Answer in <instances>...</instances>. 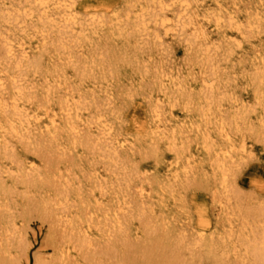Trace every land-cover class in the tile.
<instances>
[{
    "label": "rangeland",
    "instance_id": "rangeland-1",
    "mask_svg": "<svg viewBox=\"0 0 264 264\" xmlns=\"http://www.w3.org/2000/svg\"><path fill=\"white\" fill-rule=\"evenodd\" d=\"M56 1L34 10L33 0H0V61L16 60L23 47L41 60L22 82L33 94L19 102L30 127L24 138L7 127L0 136V264H54L56 231L68 264H254V247L264 246V83H253L264 69V0ZM44 13L73 29L65 53L55 42L43 48L34 28ZM64 99L81 106L69 116L77 129L59 131L52 151L34 120L58 118ZM155 110L167 125L152 138L158 143L148 137ZM124 137L131 141L121 147Z\"/></svg>",
    "mask_w": 264,
    "mask_h": 264
},
{
    "label": "bare ground",
    "instance_id": "bare-ground-1",
    "mask_svg": "<svg viewBox=\"0 0 264 264\" xmlns=\"http://www.w3.org/2000/svg\"><path fill=\"white\" fill-rule=\"evenodd\" d=\"M56 2L57 3V1L56 0H33V4H34V10H37V9H39L40 7H48L49 5H50V3L51 2ZM149 1V0H148ZM176 1V0H175ZM179 1H181V0H179ZM186 1H188V0H186ZM65 2V1H64ZM151 2V1H150ZM153 2V1H152ZM61 3H62V1H61ZM160 3H161V1H160ZM173 3V2H172ZM181 3V2H180ZM187 3V2H186ZM54 4V3H53ZM58 4H59V2H58ZM64 4V3H63ZM73 4V3H72ZM164 4V3H163ZM163 4L161 5V7H163ZM178 4V3H177ZM189 4H190V2H188V5L187 6H189ZM55 5V4H54ZM148 5V4H147ZM61 6V5H60ZM166 6V5H165ZM164 6V7H165ZM182 6V5H181ZM62 7V6H61ZM179 7V6H178ZM191 7V6H190ZM189 7V8H190ZM70 9H71V7H69ZM165 9V8H164ZM181 9H183V8H181ZM108 10V9H107ZM163 10V9H162ZM165 10H167V9H165ZM187 10V9H186ZM66 11L67 10H65V13H66ZM188 11V10H187ZM19 12V11H18ZM33 12V11H32ZM167 12V11H166ZM183 12V11H182ZM184 12H185V10H184ZM75 13V12H74ZM73 13V14H74ZM148 13V12H147ZM164 13V12H163ZM4 14V13H3ZM19 14V13H18ZM158 14H160V13H158ZM184 13H182V15H183ZM186 14H187V12H186ZM190 14V13H189ZM189 14H187V16L189 15ZM33 15V14H32ZM120 15V14H119ZM155 15V14H154ZM191 15V14H190ZM20 16V15H19ZM114 16H117V15H114ZM123 16V15H122ZM143 16V15H142ZM160 16V15H159ZM179 16V15H178ZM72 17H74V16H72ZM120 17V16H119ZM156 17V16H155ZM166 17H168V16H166ZM166 17H164V15H163V21H167L168 19L166 18ZM186 17V16H185ZM189 17H191V16H189ZM98 18V17H97ZM160 18V17H159ZM195 17H194V15H193V19H194ZM219 19H220V17H218ZM223 18V17H222ZM256 18V17H255ZM257 18H258V15H257ZM121 19V18H120ZM170 19V21H171V17L169 18ZM178 19V18H177ZM185 19H187V17L185 18ZM15 20V19H14ZM68 20V19H67ZM130 20V19H129ZM145 20V19H144ZM159 20V19H158ZM184 20V19H183ZM217 20V19H216ZM223 20V19H222ZM53 21V18H52V16H50V15H48V14H46V13H44V14H42V15H40V20H39V22H40V24L39 25H36L35 26V28H34V30L37 32V33H40L41 35H42V37H43V41H42V45H43V48L47 45V44H49V43H53L54 44V42H55V44H56V48H58L59 49V53L60 54H62V53H65V51L68 49V46H67V44L66 43H64L63 41H64V39L70 34V32H71V26H68V25H62V26H59V25H57L56 23H53L52 22ZM66 21V20H65ZM156 21V20H155ZM177 21V20H176ZM231 21V20H230ZM157 22V21H156ZM160 22V21H159ZM175 22V21H174ZM179 22H180V20H179ZM189 22V21H188ZM193 22V21H192ZM221 22V21H220ZM235 22H236V20H235ZM170 23V22H169ZM173 23V22H172ZM182 23H184V21L182 22ZM186 23V22H185ZM190 23V22H189ZM218 23V22H217ZM223 23V22H222ZM234 23V22H233ZM238 23V22H237ZM250 23V22H249ZM254 23V22H253ZM141 24V23H140ZM175 24V23H174ZM180 25H181V23H179ZM219 24V23H218ZM236 24V23H235ZM234 24V25H235ZM256 24V23H255ZM179 25V26H180ZM186 25V24H185ZM189 25V24H188ZM258 25L260 26V24L258 23ZM147 26V25H146ZM165 26V25H164ZM187 26V25H186ZM232 26H233V24H232ZM255 26H257V24L255 25ZM171 27V26H170ZM168 28V30H170L171 28ZM173 27H174V25L172 26V29H173ZM189 27V26H188ZM195 27V25L193 26V28ZM234 27V26H233ZM239 27V26H238ZM254 27V26H253ZM262 27V26H261ZM167 28V27H166ZM182 28V27H181ZM184 28V27H183ZM187 28V27H186ZM186 28H184L185 29V31L187 30ZM235 28V27H234ZM242 28V27H241ZM248 28H250V27H248ZM146 29V28H145ZM176 29H177V27H176ZM179 29V28H178ZM178 29H177V32H178ZM183 29V30H184ZM194 29H196V28H194ZM243 29V28H242ZM253 29V28H252ZM73 30V29H72ZM132 30V29H131ZM182 30V29H181ZM182 30V31H183ZM201 30H202V28H201ZM200 30V31H201ZM258 30V29H257ZM260 30V29H259ZM121 31V30H120ZM172 31H174V30H171V32ZM182 31H180V32H182ZM197 31V30H196ZM199 31V30H198ZM187 32V31H186ZM194 32V31H193ZM253 32V31H252ZM173 33V32H172ZM176 33V32H175ZM199 33V32H198ZM201 33V32H200ZM114 34V33H113ZM177 34V33H176ZM193 34V33H192ZM192 34H190V35H192ZM197 33H195L194 35H196ZM208 34V33H207ZM189 35V36H190ZM193 35V38L191 37H189L190 38V44H191V46L190 47H193L194 46V42L196 41V40H198L199 38L197 37V35L196 36H194ZM204 36H205V38H208L207 37V35L206 34H203ZM82 36V35H81ZM210 37V36H209ZM189 38H187V40L189 39ZM209 39V38H208ZM203 40V39H202ZM198 41H200V39L198 40ZM188 43H189V41H187ZM187 43V44H188ZM196 43H199V42H197L196 41ZM205 44V43H204ZM196 45V44H195ZM201 45V44H200ZM206 45V44H205ZM204 45V46H205ZM210 45V44H209ZM189 46V45H188ZM195 47V46H194ZM197 47V46H196ZM207 47V46H206ZM189 48V47H188ZM204 48V47H203ZM26 49L27 48H25V47H23L22 48V50H23V53H22V56H19V57H17V59L16 60H12V61H9V60H4V58H3V60L4 61H0V64H2V63H4V62H6V65L5 66H3V70L4 71H6V73H7V71L9 72L10 71V73H9V79H8V81H9V84L8 85H6V81H4L3 80V78L4 77H2L1 76V74H0V92H1V95H0V115H3L4 117H5V123H4V125L3 124H0V136H1V134L3 133V131H2V129L3 128H8V129H10L11 131H13V132H16V133H21L22 131H24V130H27L28 129V127H30V126H28L30 123H31V121H30V118H29V112H27L26 110H24V109H21V108H19V102H21V101H23V102H25V101H30L31 99H32V97H33V94H31L28 90H29V88H28V90L25 88V87H23V84H22V82H23V80L24 79H26V76L28 75V72H29V70L30 69H38L39 68V63H40V61L41 60H39V58H33V59H30V58H28L26 55ZM190 49V48H189ZM223 49V48H222ZM64 50V52H61V51H63ZM197 50V49H196ZM218 50V49H217ZM221 50V49H220ZM11 51H12V49L10 48V46H9V48H7V49H5L4 50V54H6V55H8L9 53H11ZM190 51V50H189ZM193 51H194V49H193ZM204 51V50H203ZM219 51V50H218ZM195 52V51H194ZM209 52H210V50H209V48H205V54H207L206 56V58H205V60L203 61V67H208L207 66V63H209ZM216 52V51H215ZM222 52V51H221ZM8 53V54H7ZM191 53V52H190ZM196 53V52H195ZM203 53V52H202ZM192 54V53H191ZM194 54V53H193ZM203 55V54H202ZM201 55V56H202ZM216 55V54H215ZM219 55V54H218ZM191 56V55H190ZM197 56V55H196ZM204 56V55H203ZM202 56V57H203ZM71 57V56H70ZM192 57V56H191ZM190 57V58H191ZM195 57V56H194ZM201 57V58H202ZM200 58V59H201ZM213 58V57H212ZM193 59V58H192ZM194 60V59H193ZM197 60H198V57H197ZM203 60V59H202ZM217 60H218V58H217ZM94 61V60H93ZM92 61V63L91 64H94V62ZM195 61V60H194ZM193 62V61H192ZM191 62V63H192ZM198 62V61H197ZM217 62V61H216ZM194 63H196V62H194ZM214 63H215V61H214ZM198 64H199V62H198ZM212 65H213V63H211ZM200 65H201V63H200ZM262 66V65H261ZM205 67V68H206ZM219 67V66H218ZM258 67V66H257ZM80 68H82V67H80ZM212 68V67H211ZM256 68V67H255ZM56 69V68H55ZM204 69V68H203ZM202 69V70H203ZM258 69V68H257ZM11 70H13V72L11 71ZM210 70H212V69H210ZM56 71V70H55ZM84 71V70H83ZM87 71H89V70H87ZM91 71V70H90ZM204 71L206 72L207 70H205L204 69ZM218 71V70H217ZM216 71V72H217ZM12 72V73H11ZM53 72V71H52ZM82 72V71H81ZM204 72V73H205ZM208 72V71H207ZM211 72V71H210ZM256 72V71H255ZM0 73H2V72H0ZM5 73V72H4ZM3 73V74H4ZM91 73V72H90ZM83 74V73H82ZM81 74V75H82ZM213 74H215V72L214 71H212V74L211 75H213ZM5 75V74H4ZM6 75H8V74H6ZM5 75V76H6ZM203 75V74H202ZM205 75V74H204ZM209 76H210V74H208ZM207 75V76H208ZM217 75V73L215 74V76ZM219 75V74H218ZM255 75V74H254ZM253 75V76H254ZM88 77H89V74L87 75ZM208 76V77H209ZM214 76V75H213ZM212 76V77H213ZM164 77H166V76H164ZM206 77V76H205ZM217 77V76H216ZM163 78V77H162ZM168 78H170V76L168 77ZM204 78V77H203ZM202 78V79H203ZM255 78V81L256 82H253L252 80V82L254 83V84H256L257 83V85H259V86H261V85H263V83H264V69L263 70H258V72H257V75H256V77H254ZM166 80V79H165ZM205 80V79H204ZM211 80V79H210ZM215 81H216V79H214ZM218 80V79H217ZM209 81V80H208ZM213 81V80H212ZM172 82V81H171ZM204 82V81H203ZM212 83H214V82H212ZM178 84V83H177ZM216 84H217V81H216ZM216 84H214L213 85V89H215L214 88V86H216ZM207 84H205V86H206ZM256 86V85H255ZM264 86V85H263ZM28 87V86H27ZM48 87V86H47ZM217 87H218V85H217ZM257 87V86H256ZM55 88V87H54ZM207 88H209L208 86H207ZM206 88V89H207ZM258 88H260L259 90L260 91H258V92H260L261 94L263 93L262 91H261V87H258ZM46 89V88H45ZM205 89V88H204ZM211 89V88H210ZM255 89H257V88H255ZM254 89V90H255ZM38 90V89H37ZM55 90V89H54ZM212 90V89H211ZM211 90H210V92H211ZM253 90V91H254ZM47 92H48V94H50V93H52L53 92V88H52V86H50V87H48V89H47ZM212 92H213V90H212ZM211 92V93H212ZM6 93H9V96L6 98V97H4V94H6ZM54 93V92H53ZM205 93H206V91H205ZM207 93H209V92H207ZM214 93H215V90H214ZM256 93V95H259L258 93H257V91L255 92ZM185 94V93H184ZM203 94V93H202ZM188 95V94H187ZM190 95V94H189ZM214 95V94H213ZM6 96V95H5ZM202 96H205V95H202ZM50 97V96H49ZM190 97V96H189ZM208 97V96H207ZM188 98V97H187ZM186 98V99H187ZM260 99H262V98H260ZM191 101L193 100V99H190ZM47 101H48V99H47ZM63 102L61 103L62 105H61V114H60V116L57 118V114H52L49 118H48V121H43V122H39V117L36 115V119L34 120L35 121V124L37 123L38 124V126H39V129H41V131L42 130H44V131H46L47 133H49L48 135V137H50L49 139H47V141H49L48 143H50L49 145H50V147L52 148V151L54 150V149H57V143L55 142L56 141V138L57 137H55V135L59 132V131H61V132H68V133H74L75 131H76V129H77V127H76V125L74 124V122H72L73 120L72 119H70L69 118V116H71V114L73 113L72 111H75V110H79L80 108H81V106H80V108L78 107V102H76V104L77 105H71L70 103H69V100L68 99H64V100H62ZM262 101V100H261ZM264 101V100H263ZM175 103V102H174ZM192 102H190V104H191ZM198 104V103H197ZM186 105V104H185ZM196 105V104H195ZM188 106V105H187ZM190 107V106H189ZM155 108H156V106H155ZM213 108V107H212ZM37 109V108H36ZM157 109V108H156ZM38 110V109H37ZM159 110V109H158ZM158 110H155V112H154V117H155V124H154V126H152V127H154V128H152V130H151V136H148V137H150V140L152 139V138H154L155 137V135L156 134H164L165 132H166V128H167V125L166 124H161L162 122H163V119L161 118V114L159 113L160 111H158ZM202 110V109H201ZM209 110V109H208ZM46 112H47V110H45ZM203 111V110H202ZM200 112V111H199ZM205 112V111H204ZM203 112V113H204ZM212 112V111H211ZM162 113V112H161ZM201 114V113H200ZM206 114V113H205ZM31 115V114H30ZM40 115V114H39ZM77 115V114H76ZM48 116V115H47ZM72 116H73V114H72ZM100 116V115H99ZM102 116V115H101ZM34 117V116H33ZM76 117V116H75ZM96 118V117H95ZM76 119H77V117H76ZM72 120V121H71ZM32 122H33V120H32ZM91 123V122H90ZM186 125V124H185ZM196 125V124H195ZM200 125V124H199ZM221 125V124H220ZM37 126V125H36ZM171 126H173V125H171ZM191 126V125H190ZM197 126V125H196ZM216 126V125H215ZM227 126V125H226ZM79 127V126H78ZM38 128V127H37ZM80 128V127H79ZM199 129V128H198ZM198 132V131H197ZM224 132H225V128L222 126V128H221V134H224ZM150 133V132H149ZM173 133V132H172ZM199 133V132H198ZM165 134H167V133H165ZM176 134V133H175ZM76 135V134H75ZM150 135V134H149ZM21 136L24 138V134L23 133H21ZM172 137L174 136L173 134L171 135ZM204 136V135H203ZM222 136H226V135H222ZM145 137H147V136H145ZM163 137V136H162ZM210 137V136H209ZM27 138H28V136H27ZM43 138V137H42ZM161 138V137H160ZM226 138V137H225ZM45 139L46 138H44L43 140H39L40 142L39 143H37L36 144V146H37V148H38V150H41V148H44V147H42V146H44V142H45ZM158 139H159V137H158ZM172 139V138H171ZM174 139V138H173ZM209 138H208V136H206L205 138H204V146L206 147V148H209V149H211V147L209 146V140H208ZM149 140V141H150ZM153 140V139H152ZM175 140V139H174ZM174 140H171L172 142H174ZM72 141L74 142V143H76L77 142V139H72ZM131 140L128 138V137H124V138H122V139H120V140H118V145H120L121 147H125L129 142H130ZM154 142L156 141V140H153ZM158 141V140H157ZM156 141V142H157ZM171 141H170V143H171ZM150 142H152V141H150ZM203 142V141H202ZM153 143V142H152ZM158 143V142H157ZM211 143H213V142H211ZM210 143V144H211ZM200 144V143H199ZM156 145V144H155ZM200 145H202V144H200ZM230 145V144H229ZM47 146V145H46ZM45 146V147H46ZM203 146V147H204ZM215 146V145H214ZM153 147H155V146H153ZM174 147V146H173ZM47 148V147H46ZM46 148H45V151H44V149H42L43 151V153L44 154H48L47 152H50L48 149L46 150ZM215 148V147H214ZM0 149H1V147H0ZM35 149V148H34ZM153 149H155V148H153ZM178 149V148H177ZM176 149V150H177ZM230 149H231V151H232V149L233 148H231V146H230ZM36 150V149H35ZM37 150V151H38ZM173 150V149H172ZM227 150V149H226ZM241 150L242 151H246L247 149L245 148V145L244 146H242V148H241ZM5 151H7V149L5 150ZM51 151V152H52ZM154 151V150H153ZM178 151V150H177ZM177 151H176V154H177ZM179 151H181V150H179ZM202 151V150H201ZM206 151H207V149H206ZM215 151V150H214ZM113 152V151H112ZM147 152V151H146ZM185 152V151H184ZM211 152V151H210ZM213 152V151H212ZM53 153V152H52ZM180 152H178V154H179ZM191 153V152H190ZM229 153V152H228ZM51 154V153H50ZM182 154H184V153H182ZM186 154V153H185ZM210 154V153H209ZM224 155H225V153H223ZM226 154H227V151H226ZM230 154V153H229ZM43 155V154H42ZM178 156V155H177ZM183 156V155H182ZM189 156H191V155H189ZM194 156H196V155H194ZM48 157V156H47ZM179 158H180V155L178 156ZM177 157V158H178ZM225 157V156H224ZM183 158V157H182ZM181 158V159H182ZM188 154H187V159L186 160H188ZM12 161H16V163H17V157H15L14 155H12ZM191 159V158H190ZM47 161H48V159H46ZM178 160V159H177ZM177 160H176V162H177ZM52 161H54V160H49L48 162H49V164L50 163H52ZM179 161V160H178ZM174 162V161H173ZM186 162H189V161H186ZM192 162V161H191ZM172 163V162H171ZM170 163V164H171ZM190 164V163H189ZM18 165H19V167L20 166H24L22 163H20V161H19V163H18ZM179 165V164H178ZM183 165V164H182ZM182 165H181V167H182ZM185 165H188V164H185ZM190 166V165H189ZM218 166H219V168L223 171V173H222V175H223V182H224V180H225V177L227 176H225V164L223 163V162H218ZM25 167V166H24ZM50 167V169L53 171V172H55L56 170H57V168L55 167V166H53V165H50L49 166ZM191 167V166H190ZM118 169V168H117ZM173 170H175L174 168H171V169H169V172L167 173V176H168V178L170 177H174V176H177L178 174H174V172H173ZM177 170H179V168L177 169ZM176 170V171H177ZM185 171H186V169H185ZM188 172V171H187ZM227 172V171H226ZM39 173V174H38ZM184 173V172H183ZM37 175H41V172L39 171V172H37L36 173ZM184 174H186V173H184ZM33 175V174H32ZM34 176V175H33ZM167 178V179H168ZM174 178H176V177H174ZM29 180V179H28ZM126 180V179H125ZM129 180V179H128ZM62 195V194H61ZM1 205V204H0ZM45 216V215H44ZM51 216V215H50ZM49 216V217H50ZM202 216V215H201ZM200 216V217H201ZM203 217V216H202ZM55 218V217H54ZM205 218V217H204ZM71 220V219H70ZM78 220V219H77ZM201 220V219H200ZM206 220V219H205ZM115 221V220H114ZM52 222V221H51ZM70 222V221H69ZM201 222H202V225H203V221L201 220ZM207 222V225H208V221H206ZM205 222V223H206ZM64 223V222H63ZM81 223V222H80ZM79 223V224H80ZM70 224H71V226H72V229L71 230H73V231H76V232H79V230H78V228H76V226H78V224L76 223V220L75 221H71L70 222ZM90 224H91V222H90ZM67 226V225H66ZM92 226V224L89 226V227H91ZM95 226H96V224H95ZM65 227V226H64ZM99 226H97V228H98ZM88 228V227H87ZM92 228H93V226H92ZM91 228V229H92ZM96 228V229H97ZM200 228H203V227H200ZM80 229V228H79ZM91 229H89L88 228V230L90 231ZM209 229V228H208ZM67 230V229H66ZM84 231H85V229H84ZM96 231V230H95ZM98 231V230H97ZM120 231H122V229H120ZM119 231V232H120ZM205 231H206V229H205ZM8 232V231H7ZM61 233H62V231H60ZM147 232H148V230H147ZM198 232V231H197ZM202 233L204 232L203 230L201 231ZM211 232V231H210ZM54 234H52L51 236V238L53 239V243H54V245H55V247L54 248H56L57 250H58V254H57V257H56V259H55V261H54V264H68V259H67V257H66V253H65V248L63 247V245H62V243H60L59 241L58 242H56V240H58V239H56L57 238V231L56 232H53ZM55 233H57V234H55ZM71 233V232H70ZM198 233H200V232H198ZM201 233V234H202ZM148 234H149V232H148ZM152 234V230H151V233H150V235ZM205 234V233H204ZM65 235V234H64ZM154 235H156L155 233H154ZM211 235V234H210ZM7 236V235H6ZM62 236V235H61ZM153 236V235H152ZM203 236V235H202ZM70 237H71V235H70ZM91 237V236H90ZM155 237V236H154ZM198 237H199V235H198ZM222 237V236H221ZM92 238V237H91ZM264 238V237H263ZM73 239H75V238H73ZM198 239H200V237L198 238ZM197 239V240H198ZM209 239V238H208ZM260 239V238H259ZM61 240V239H60ZM95 240V242H96V240H97V238H95L94 239ZM177 240V239H176ZM264 240V239H263ZM203 241V240H202ZM254 241H256V240H254ZM3 242V241H2ZM51 242V241H50ZM94 242V241H93ZM94 242V243H95ZM179 242H181V241H179ZM259 242V241H258ZM52 243V242H51ZM153 243V242H152ZM197 243V242H196ZM256 243V242H255ZM261 243V242H260ZM263 243H264V241H263ZM81 244H82V246H84V245H86L87 246V244H88V242L86 241V240H83L82 242H81ZM198 244V243H197ZM199 244H200V242H199ZM68 245V244H67ZM255 245V244H254ZM94 246V245H93ZM92 246V247H93ZM99 246V245H98ZM98 246H97V249H98ZM203 246V245H202ZM247 246H250L249 244L247 245ZM259 246V247H258ZM250 247H253V246H250ZM262 247V246H261ZM88 249V248H87ZM95 249V248H94ZM220 250V249H219ZM249 250V249H248ZM253 250V249H252ZM254 252H255V254L253 253V263L254 264H264V246L262 247V248H260V244L258 243L257 244V247H254ZM75 251V250H74ZM27 249L26 248H23L22 249V255L24 256V255H27ZM224 252V251H223ZM247 252V251H246ZM249 252H252V251H249ZM86 253V252H85ZM88 253V252H87ZM218 254V253H217ZM250 254V253H249ZM84 255V254H83ZM86 255V254H85ZM168 255V254H167ZM220 255H222V254H220ZM218 256V255H217ZM215 257V258H217L218 259V257ZM223 256V255H222ZM94 257V256H93ZM85 258H86V256H85ZM221 258V257H220ZM251 259H252V257H250ZM249 259V258H248ZM238 260V259H237ZM219 261H224V259H221V260H219ZM251 261V260H250ZM249 261V262H250ZM35 262H36V264H41V262H40V260L38 259V258H36V260H35ZM96 263V262H95ZM97 263H99V262H97ZM218 263V262H217ZM220 263V262H219ZM223 263V262H222ZM251 263V262H250ZM16 264V263H15Z\"/></svg>",
    "mask_w": 264,
    "mask_h": 264
}]
</instances>
